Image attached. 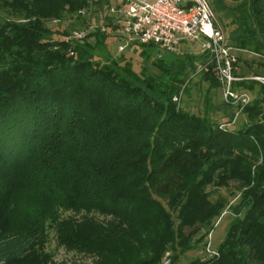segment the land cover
<instances>
[{
  "label": "trees",
  "instance_id": "16d2710c",
  "mask_svg": "<svg viewBox=\"0 0 264 264\" xmlns=\"http://www.w3.org/2000/svg\"><path fill=\"white\" fill-rule=\"evenodd\" d=\"M94 1L0 0L10 15H0V263L48 264L40 251L47 221L64 209L111 218L57 223L59 244L91 255L89 264H175L226 206L207 188L233 180L239 201L218 254L188 264H264L259 100L241 109L249 119L243 127L231 128L233 111L216 124L173 99L196 64L219 87L207 51L164 58L159 46L136 44L141 55L159 48L151 59L159 73L151 74L129 61L96 59V39L108 36L101 28L78 41L53 37L48 21L79 16ZM211 5L234 25L230 44L264 57V0H245L240 11L225 0ZM38 199L43 204L31 202Z\"/></svg>",
  "mask_w": 264,
  "mask_h": 264
},
{
  "label": "rangeland",
  "instance_id": "374dc122",
  "mask_svg": "<svg viewBox=\"0 0 264 264\" xmlns=\"http://www.w3.org/2000/svg\"><path fill=\"white\" fill-rule=\"evenodd\" d=\"M211 5V0H208ZM245 0H225L228 8L240 11L244 8ZM102 0H95L90 3L89 6L83 9L78 15H72L67 13L64 15L63 19H53L47 22V26L54 32V38H67L71 41H78L94 32L96 29L101 28L104 33H106V42L103 38H97L98 44L95 46V58L101 62H109L113 59L120 61L131 62L133 68L136 71L144 70L151 74L159 73L158 68L151 62V59L157 55L155 49H145L143 55H141L142 47L138 45L129 46L123 50H119V46L124 44V39L121 38L120 32H113V24H110L102 10ZM212 6V5H211ZM213 8V7H212ZM215 16L218 22L223 27L225 33H229L234 25L229 21V18L223 13H219L214 10ZM0 15L4 17H10V15L0 7ZM110 24V25H107ZM74 32H78L79 36L72 35ZM66 34V35H64ZM89 41L94 43V37L88 38ZM204 39L201 37L195 41H184L175 53H189V54H200L204 50L201 47V43ZM105 42V43H104ZM161 56L164 58H170L174 56L172 53L160 50ZM148 55V56H146ZM240 67L239 71L247 72L245 76L249 75H264V57L246 52L240 53ZM263 63V65H260ZM249 70H248V69ZM203 66L196 64L193 69H187L186 75L184 77V83L181 85L179 93L174 96V100L178 103V106L184 110L192 112L198 115H207L211 121L216 124L226 122L230 118L231 114V128L239 129L243 125L248 124L247 114L238 110L234 106L230 108L224 106L222 92L220 87H212L210 82L206 80L203 76ZM250 102L259 100L261 107L264 109V86L260 84H254L253 87L248 91ZM231 105V104H230ZM230 113V114H229ZM207 191H210V200L214 201L218 197L224 198L226 201V206L222 212L212 220V226L209 231L206 232V227L201 228L195 233L192 239V248L179 256V260L175 264H188L191 260L200 258L201 260H207L213 256L207 251V246L210 244V249L218 251V246L223 241L226 231L234 218V211L232 207L236 205L239 201V189L238 183L236 181H229L227 186L223 187H213L209 186ZM33 196L32 194H30ZM30 197V196H29ZM40 202L43 204L44 199L31 201ZM29 203V202H28ZM21 205H25L21 202ZM87 215V216H86ZM84 217L90 219L94 218L98 223H105L110 220V216L100 215L98 213L85 212L75 213L71 210L61 209L59 211V216L53 219H48L47 221V243L40 249L43 254H49L50 259L48 264H89L92 263L93 258L91 255L84 252H78L75 250H67L64 246L60 245L56 234L58 231L57 223L63 219H76L77 222L82 223ZM87 229L88 227L85 226ZM90 228V227H89ZM167 261L165 262V264ZM1 264V263H0Z\"/></svg>",
  "mask_w": 264,
  "mask_h": 264
},
{
  "label": "built area",
  "instance_id": "2783aa9c",
  "mask_svg": "<svg viewBox=\"0 0 264 264\" xmlns=\"http://www.w3.org/2000/svg\"><path fill=\"white\" fill-rule=\"evenodd\" d=\"M103 13L117 26L125 41L119 50L152 43L173 53L178 52L184 41L202 37L201 47L214 64L223 100L238 110L250 102V97L247 90L235 89V82L254 80L264 86V75H240L239 54L249 51L229 43L208 0H108ZM72 35L79 36L78 32ZM207 251L218 254L210 249V244Z\"/></svg>",
  "mask_w": 264,
  "mask_h": 264
}]
</instances>
